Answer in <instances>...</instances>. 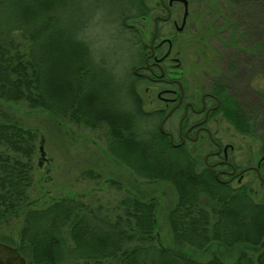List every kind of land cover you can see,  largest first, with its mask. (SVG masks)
<instances>
[{
    "label": "trees",
    "instance_id": "16d2710c",
    "mask_svg": "<svg viewBox=\"0 0 264 264\" xmlns=\"http://www.w3.org/2000/svg\"><path fill=\"white\" fill-rule=\"evenodd\" d=\"M208 2L199 12L207 23H221L217 34L230 35L219 37L224 47H211L204 58L223 64L213 74L203 72L207 80L199 85L220 98L238 133L264 141V0ZM147 5L148 0H0V101L25 102L91 129L107 125L114 134L109 151L146 179L171 183L178 196L168 216L169 246L158 237L153 200L126 197L115 219L102 217L82 196L39 207L31 193L40 136L17 123H0V229L18 226L17 248L27 264H264V203L255 192L221 182L216 169L205 162L199 168L186 146L156 135L160 118L149 128L139 92L133 94L110 65L95 58L87 34L96 14L116 26L127 55L136 47L135 54H142L144 33L134 21L150 14ZM227 48L234 53L225 58ZM131 118L139 135H117L130 131ZM211 248V258H197ZM234 249L240 253L233 262L220 255Z\"/></svg>",
    "mask_w": 264,
    "mask_h": 264
},
{
    "label": "rangeland",
    "instance_id": "374dc122",
    "mask_svg": "<svg viewBox=\"0 0 264 264\" xmlns=\"http://www.w3.org/2000/svg\"><path fill=\"white\" fill-rule=\"evenodd\" d=\"M151 1V4H154L159 0L148 2ZM207 3H209L208 0L193 2L194 17L187 30L181 34L177 47V51H181L180 58L184 69L192 79V84H204L202 81L207 79L206 76L202 77L203 72L210 75L216 71V67L222 66L223 59L211 65L204 63V58L211 54V47L223 46L219 37L224 38L230 35V33L217 34L215 29L219 30L221 23H207L204 17L206 14L199 12ZM88 12L91 11L88 10ZM100 16V14L95 15L87 34L88 39L93 42L95 58L110 65L115 77L125 81L129 74V65L133 63L129 58L131 55L128 56L126 53L128 45L119 35L116 26L103 24ZM134 23L148 31L146 41L149 43V37L153 33V19L147 23L135 21ZM163 28L165 37L174 34L171 25L163 26ZM233 53L227 48L225 58ZM164 88L165 86L159 84L140 82L138 92L144 101L145 112L162 106L157 96ZM147 89H150L149 93L146 92ZM242 92L243 97L248 100V91L243 89ZM0 123H17L35 130L40 136L38 153L35 158V184L31 193V199L37 202L39 207L45 206L53 199L82 196L85 203L102 217L115 219L122 213L120 202L124 198L135 196L153 200L157 204L158 237L163 245L172 244L168 216L178 199L175 187L164 181H150L118 160L109 151L110 138L107 135L109 130L106 125L91 129L85 125L53 116L43 110H33L25 102L3 101H0ZM219 128L222 135H217V137L224 145L234 146L235 150L231 154V159L239 168L243 169L249 165L256 166L264 153L263 139L238 133L228 121L222 123ZM174 141L175 143L179 141L178 135H175ZM41 147L43 150L40 152ZM186 147L199 161V168L204 167L206 154L214 150L212 145L206 146L201 142H188ZM214 161L215 158L210 159V163ZM262 173L264 174V167ZM232 185L234 187L248 185L255 192L256 201L264 203V185L255 173H249L243 183L234 182ZM0 237H2L0 243L18 250L19 228L17 225L0 229ZM65 237L70 243L69 235ZM213 251L214 248H211V252L206 254L197 253V258L208 260ZM239 253V249H234L233 251L225 250L220 255L230 263L237 258ZM22 257L27 264L25 257Z\"/></svg>",
    "mask_w": 264,
    "mask_h": 264
},
{
    "label": "flooded vegetation",
    "instance_id": "af4514ba",
    "mask_svg": "<svg viewBox=\"0 0 264 264\" xmlns=\"http://www.w3.org/2000/svg\"><path fill=\"white\" fill-rule=\"evenodd\" d=\"M188 1L189 15L184 26L186 14L184 3L175 1L171 5L170 0H159L154 4H151L152 1L148 2L147 7L150 14L143 17L142 22L147 23L153 19V33L148 43L146 41L148 31L142 28L146 49L140 55L135 54L136 47L129 54L133 63L129 65V74L125 79L127 86L131 88L133 94H138V83L135 78L140 79L141 82L165 86L157 96L162 106L146 112L149 115L147 117L148 127H152L151 123L159 117V133L155 134L167 135L175 147L186 146L188 142L212 145L214 150L206 154L204 161L208 167L217 170L218 180L224 183L241 184L249 173H255L264 185V174L262 173L264 153L256 166L249 165L243 169L239 168L231 159V154L235 150L234 146L224 145L217 137V135H222L220 125L228 121L222 112V101L208 89H202L199 84H192V79L184 69L180 58L181 51H177V47L181 34L187 30L194 17L193 2L196 0ZM167 25H171L174 30V34L170 37L163 35V26ZM135 55L139 60L135 59ZM149 91L150 89H147L146 92L149 93ZM142 104H144L143 100ZM131 105L136 106L137 102L131 101ZM133 121L134 119L131 118L127 122L129 125L126 127L130 131H121L117 135H139L135 132L136 126ZM107 135L114 134L109 130ZM144 135L154 134L145 132ZM175 135H178L177 143L174 141ZM211 158H215L213 163H210Z\"/></svg>",
    "mask_w": 264,
    "mask_h": 264
},
{
    "label": "water",
    "instance_id": "95a60500",
    "mask_svg": "<svg viewBox=\"0 0 264 264\" xmlns=\"http://www.w3.org/2000/svg\"><path fill=\"white\" fill-rule=\"evenodd\" d=\"M175 1H179L184 3L186 7V14L183 26L186 23V19L189 15V1L188 0H170V4L172 5ZM171 136V135H170ZM173 139V137L171 136ZM43 147H41V151ZM0 264H26L24 258L20 255L17 249L10 247L9 245L0 243Z\"/></svg>",
    "mask_w": 264,
    "mask_h": 264
}]
</instances>
